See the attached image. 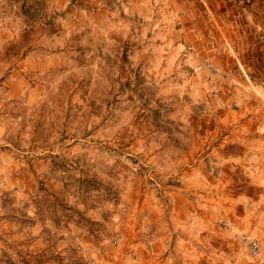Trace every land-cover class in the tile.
Here are the masks:
<instances>
[{"label": "rangeland", "instance_id": "obj_1", "mask_svg": "<svg viewBox=\"0 0 264 264\" xmlns=\"http://www.w3.org/2000/svg\"><path fill=\"white\" fill-rule=\"evenodd\" d=\"M0 264H264V0H0Z\"/></svg>", "mask_w": 264, "mask_h": 264}, {"label": "built area", "instance_id": "obj_2", "mask_svg": "<svg viewBox=\"0 0 264 264\" xmlns=\"http://www.w3.org/2000/svg\"><path fill=\"white\" fill-rule=\"evenodd\" d=\"M248 251H249L251 256H256L258 254V251H259L258 244L255 241H250L248 243Z\"/></svg>", "mask_w": 264, "mask_h": 264}]
</instances>
